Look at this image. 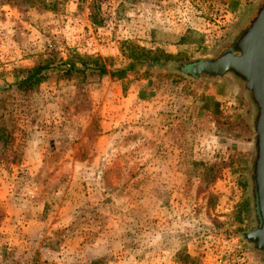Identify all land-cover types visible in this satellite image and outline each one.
<instances>
[{"label":"rangeland","instance_id":"374dc122","mask_svg":"<svg viewBox=\"0 0 264 264\" xmlns=\"http://www.w3.org/2000/svg\"><path fill=\"white\" fill-rule=\"evenodd\" d=\"M263 3L0 0V264H264L243 239L258 225L251 95L227 73L237 111L195 113L191 83L208 78L165 64L216 58ZM156 92L170 99L153 113Z\"/></svg>","mask_w":264,"mask_h":264},{"label":"water","instance_id":"95a60500","mask_svg":"<svg viewBox=\"0 0 264 264\" xmlns=\"http://www.w3.org/2000/svg\"><path fill=\"white\" fill-rule=\"evenodd\" d=\"M180 71L196 78H216L232 73L251 95L257 109L252 176L258 225L245 233L243 239L264 253V3L227 50L214 59L188 64Z\"/></svg>","mask_w":264,"mask_h":264},{"label":"crops","instance_id":"0c3cea01","mask_svg":"<svg viewBox=\"0 0 264 264\" xmlns=\"http://www.w3.org/2000/svg\"><path fill=\"white\" fill-rule=\"evenodd\" d=\"M166 48V51H171V52H176L178 49L174 46H168L164 47ZM208 79H196L193 80V83H191V93L188 95L192 96L190 99H192V107H194L193 110H195V113L199 114H208V115H213L218 113L221 109L225 110H236L237 109L234 107L235 105V99L237 96V90H240V85L237 83L236 80L231 79L229 77H216V78H210L207 77ZM152 78L143 81L140 80V82H136V87L139 89L137 93H134V95L137 96V99L139 102L143 101L141 98H146L147 93H144L143 88L140 86H144L145 82L149 83L151 82ZM154 80V79H153ZM183 83H187L188 81H182ZM141 83L143 85H141ZM142 90V91H141ZM153 91L155 92V88L153 87ZM189 92V91H188ZM159 92H156L154 95L155 97L149 98V101L151 102L152 106L149 109V112H153L156 110L154 109V104L160 101H165L167 102L170 97L167 95L161 96L158 94ZM164 93V92H163ZM138 94V95H137ZM161 96V97H160ZM133 95L130 94L128 95L129 99L132 98ZM235 112V111H234ZM152 113V114H153Z\"/></svg>","mask_w":264,"mask_h":264},{"label":"trees","instance_id":"16d2710c","mask_svg":"<svg viewBox=\"0 0 264 264\" xmlns=\"http://www.w3.org/2000/svg\"><path fill=\"white\" fill-rule=\"evenodd\" d=\"M180 42H183V39H180ZM141 57L142 58H144L145 60L147 59L146 58V56H144V54L143 55H141ZM168 57H166V59H165V61H166V65L167 64H170V65H168V67H170V68H174V69H178V71H180V69L177 67V65H174V64H171V63H173V62H170L171 60L168 58ZM152 61H154V63L155 64H157L158 66H160L161 67V65L159 64V61H158V59H156V58H154ZM92 62L94 63V67L96 68V70H98V72L99 73H101V74H105L106 73V69H105V67L103 66V65H101V64H99V62H98V60H92ZM146 62V61H145ZM137 63V62H136ZM147 63V62H146ZM85 64V63H84ZM147 65H149L148 63H147ZM137 66L136 65H133V64H129V65H127L126 67H125V69H123L122 71H119V73H118V75H119V77H121V76H123L126 72H134V70H136L135 68H136ZM45 68L44 67H38V68H36L34 71H33V73L30 75V76H28L27 77V79L23 82V85H26V86H31L33 83L34 84H37V83H39L40 82V80H41V72L44 70ZM181 72V71H180ZM182 73V72H181ZM183 75H185V76H190V77H192V78H196V77H193V76H191V75H186V74H184V73H182ZM254 196H255V194H254ZM255 211H256V206H255ZM258 220V219H257Z\"/></svg>","mask_w":264,"mask_h":264}]
</instances>
